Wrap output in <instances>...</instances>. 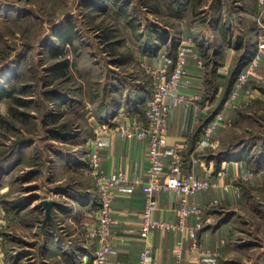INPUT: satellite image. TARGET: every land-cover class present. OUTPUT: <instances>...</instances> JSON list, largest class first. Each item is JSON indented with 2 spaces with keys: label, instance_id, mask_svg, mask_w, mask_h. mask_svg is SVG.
Instances as JSON below:
<instances>
[{
  "label": "rangeland",
  "instance_id": "374dc122",
  "mask_svg": "<svg viewBox=\"0 0 264 264\" xmlns=\"http://www.w3.org/2000/svg\"><path fill=\"white\" fill-rule=\"evenodd\" d=\"M263 28L258 0H0V87L16 90L0 101V250L8 263L70 264L94 250L96 210L87 204L89 195L98 199L88 155L96 128L134 111L145 121L152 71L173 68L177 50L193 47L204 68L197 106L209 118L236 110L204 153L229 193L211 192L217 202L203 223L224 229L222 264H264V85L256 89L264 83L251 84L241 108L229 102L233 73ZM44 202L54 203L49 218Z\"/></svg>",
  "mask_w": 264,
  "mask_h": 264
},
{
  "label": "built area",
  "instance_id": "2783aa9c",
  "mask_svg": "<svg viewBox=\"0 0 264 264\" xmlns=\"http://www.w3.org/2000/svg\"><path fill=\"white\" fill-rule=\"evenodd\" d=\"M259 6L264 8V0H258ZM173 68L166 64L158 70L152 71L153 90L151 91L144 113L145 122H133L131 125L118 123L116 129L102 125L96 128L95 136L90 142L89 159L90 174L98 190L99 207L95 211L94 222L90 228L89 235L95 244L93 258L85 264H106L108 254L111 250L112 228L118 224L113 211V202L115 193L119 186H127L131 191L140 187L145 198L141 215V235L144 238L149 237L153 230L164 232L186 233L194 240L193 246H197L196 230L186 225V218L194 216L196 218V228H200L203 221V206L190 203L193 196L203 191L222 190L229 192V186L224 184L221 176L216 179L208 177H198L185 170L183 157L176 146H167L168 132L167 127L170 120V113L176 106L184 104L189 107L197 100L199 94L186 95L179 92L180 81L187 74L185 67V50H177ZM264 54V28L255 40V51L246 61L245 66L238 73L235 83L230 91L229 102L235 108H241L252 99L253 88L250 83H264V74L259 71V63ZM201 64V62H199ZM118 121L119 118H118ZM230 120H227L220 113L214 116V119L208 125L202 127V138L198 141L197 147H205L211 136L222 128L229 126ZM119 134L124 139H137L146 143L147 161L149 168L145 177H134L129 179L125 173L117 171L116 173L105 174L100 164V144L103 135L109 132ZM166 168V169H165ZM173 191L179 198L177 214L178 220H160L156 217L158 208L157 195L161 192ZM217 200L212 204H216ZM181 242L176 244L174 252V261L181 264L182 258ZM152 248H146L140 253L137 264H148V256ZM202 257L209 258L212 264L216 262L218 253L208 248L201 249ZM0 264H9L3 257L0 250Z\"/></svg>",
  "mask_w": 264,
  "mask_h": 264
},
{
  "label": "crops",
  "instance_id": "0c3cea01",
  "mask_svg": "<svg viewBox=\"0 0 264 264\" xmlns=\"http://www.w3.org/2000/svg\"><path fill=\"white\" fill-rule=\"evenodd\" d=\"M184 50L186 53L185 67L187 74L181 78L179 92L186 95L198 93L201 95V91L205 84L201 55H199L198 50L193 47H184ZM199 62H201V64H199ZM259 65V71L264 74V54L262 55ZM217 81H219V79ZM252 83L249 84L250 87ZM263 85L264 84L258 86L259 88L256 87V89L261 91ZM148 97L149 94H146L143 99L145 107ZM199 101L200 99L189 107L181 104L172 109L167 127V146H176L183 157V164L185 165L186 171L198 177L216 179L218 174L211 175L209 170L210 166L204 162V153L207 150L215 149L219 131L211 136L205 147H197L198 141L202 138V132H200L202 123L210 119L212 120L213 118H209V114H207L206 117V112L204 110L207 107L201 106L200 104L197 106ZM233 111L236 110L227 109V111H221V113L227 120H231L229 117L234 115ZM133 114L135 115L131 114L132 117L125 116L123 118H119L118 116L120 114H117L111 124V128L116 129L119 122L125 125H131L136 121L145 122L143 120L144 118L140 117L138 111H134ZM118 118L120 121H118ZM201 120H203L202 123H200ZM99 155L100 164L105 174L121 171L125 173L127 178L134 179V177L138 176L145 177L147 169L149 168L146 143L135 138L124 140L119 134H115L112 131L103 135ZM221 180H223V177ZM224 182V184H226V181ZM216 191L229 193L222 190ZM211 192L212 191L200 192V194L190 199V203L207 208V206L212 203ZM157 199L158 208L155 213L156 217L160 220H171L176 222L178 220L177 207L179 202L176 193L173 191L161 192L157 195ZM88 200L87 207L97 210L99 207V198L96 199L92 195H89ZM144 200L145 198L140 187L131 191L127 186L122 185L116 190L113 211L118 224L112 228L111 250L108 254L106 264H137L139 255L146 246L152 248V252L148 256V264H176L174 261V252L178 242H181L183 246L181 264H212L209 258L202 257V248H208L218 253L216 262L222 264L221 260L224 255L225 246L224 229L220 224L216 227L211 224L204 225V217L200 228H196L197 222L194 216H189L185 220L188 227L196 230V242L198 247L193 246L194 240L186 233H167L156 229L153 230L149 237H142L140 231V213L144 206ZM76 201L80 203L83 200L76 199ZM83 249L81 250V257L79 256L80 258L78 257L77 261L70 264H85L91 261L93 258V251L89 252L86 248Z\"/></svg>",
  "mask_w": 264,
  "mask_h": 264
},
{
  "label": "trees",
  "instance_id": "16d2710c",
  "mask_svg": "<svg viewBox=\"0 0 264 264\" xmlns=\"http://www.w3.org/2000/svg\"><path fill=\"white\" fill-rule=\"evenodd\" d=\"M71 36H72V34L70 33V32H66L65 33V35L64 36H61V38H63V41L65 42V43H68L69 44V42H70V40H71ZM54 53L56 54V52L54 51ZM61 53V52H60ZM248 57V56H247ZM246 57V58H247ZM245 58V59H246ZM248 60V59H247ZM246 60V61H247ZM246 61H244V63H242L239 67H237L236 69H235V71H234V73H233V76H232V78H231V86H233V84L235 83L234 81H235V79H236V77H237V75H238V73L241 71V69L245 66V63H246ZM68 65V61L67 60H65V61H63V62H61V64H59V69L60 70H62L63 68H65L66 66ZM16 90H15V87H11L10 89H6V88H4V87H0V101L3 99V98H5V97H10L11 95H12V93H14ZM54 100L55 99H57L58 101H61L60 99V97L59 96H57V97H54L53 98ZM13 101L15 102V103H19V104H21L20 102V100L18 99V98H14L13 99ZM225 101V100H224ZM214 118V117H213ZM213 118H212V120H213ZM211 119L210 120H207L205 123H203L202 125H201V128H200V132H201V129H202V127H204V126H206V125H208L209 123H211V121H212Z\"/></svg>",
  "mask_w": 264,
  "mask_h": 264
},
{
  "label": "water",
  "instance_id": "95a60500",
  "mask_svg": "<svg viewBox=\"0 0 264 264\" xmlns=\"http://www.w3.org/2000/svg\"><path fill=\"white\" fill-rule=\"evenodd\" d=\"M53 202H44V205L46 206V210H47V218L50 217V209L53 206Z\"/></svg>",
  "mask_w": 264,
  "mask_h": 264
}]
</instances>
